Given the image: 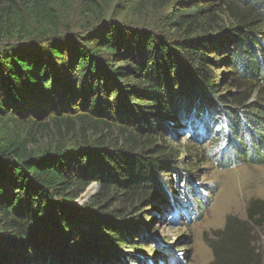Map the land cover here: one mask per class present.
Returning a JSON list of instances; mask_svg holds the SVG:
<instances>
[{"label": "trees", "instance_id": "1", "mask_svg": "<svg viewBox=\"0 0 264 264\" xmlns=\"http://www.w3.org/2000/svg\"><path fill=\"white\" fill-rule=\"evenodd\" d=\"M28 7L37 43L22 42L35 36L18 9L0 15V45L19 41L0 46V264H145L135 255L144 246L137 220L153 197L169 200L164 175L177 174L170 139L153 134L180 126L200 141L220 130L244 143L252 136L247 155L264 162L255 137L264 138V0L175 8L166 25L176 40L143 24L51 34L53 1ZM43 116L67 133L107 130L108 140L64 134L82 139L33 148L37 136L17 128L47 129ZM256 228L264 229L261 199L247 220L228 216L208 240L210 264H264Z\"/></svg>", "mask_w": 264, "mask_h": 264}, {"label": "rangeland", "instance_id": "2", "mask_svg": "<svg viewBox=\"0 0 264 264\" xmlns=\"http://www.w3.org/2000/svg\"><path fill=\"white\" fill-rule=\"evenodd\" d=\"M52 1L59 29L52 30L51 34L58 32L67 35L87 30L88 33L98 34L101 28L106 26L128 24L135 28L134 24H143L174 40L178 39L180 33L172 25L167 26V20L172 19L175 8L185 7L190 12L198 2V0ZM30 2L32 0H0V15L8 16L15 8L18 9L25 15V20L35 36L22 42L37 43L42 36L41 27L33 16L27 14ZM221 16L226 20V14L221 13ZM2 42L5 45L19 41L15 37L6 36ZM118 64L123 63L120 61ZM224 71L225 67L218 73V78L224 75ZM225 89L221 87V90ZM228 89L234 90L232 87ZM256 95L257 91L250 101L255 100ZM40 122L48 128L42 129V126L30 123L17 128L28 138L34 134L37 136L36 144H32L33 148H51L57 143L69 145L88 137L91 141L96 138L108 140L107 130L103 133L99 131L67 133L66 127H62L60 131L59 121L56 123L52 118L43 116ZM179 128L180 126L174 132L159 129L153 134V138L164 134V138L170 139L174 157H166L169 165L176 168L178 175L175 173H172L171 177L164 175L169 200L153 197L154 203L146 205L137 220L138 234L135 239L141 240L144 246L135 252V255L144 259L141 260L145 264H210L214 254L208 240L215 237L217 230L225 227L228 216L235 215L247 220L250 202L264 200V162L251 160V155H247L251 154L255 143L252 136L245 138L244 143L232 132H227L226 134L230 135L224 137L220 130L212 137L209 133L208 139L200 141L194 137H187L188 134ZM84 133L87 137L64 135ZM119 136L120 134H114L112 138L118 139ZM255 137L261 144L256 146H260L258 149L264 153V138L261 135ZM227 157H231L230 164ZM179 174L184 177L183 181L178 179ZM255 235L258 247L264 251V229L256 228Z\"/></svg>", "mask_w": 264, "mask_h": 264}]
</instances>
